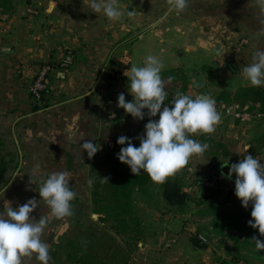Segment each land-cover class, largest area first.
I'll use <instances>...</instances> for the list:
<instances>
[{
	"label": "crops",
	"instance_id": "crops-1",
	"mask_svg": "<svg viewBox=\"0 0 264 264\" xmlns=\"http://www.w3.org/2000/svg\"><path fill=\"white\" fill-rule=\"evenodd\" d=\"M117 2L122 11L135 15L111 21L102 12H93L89 0H8L0 6V150L7 162L0 214L9 204L18 208L35 198L38 207L30 216L38 220L45 214L49 219L52 214L40 199L39 188L50 173L69 172L71 190L87 195L90 166L106 154L110 143L121 135L139 140L136 137L144 135L149 119H159L157 114L136 120L117 104L120 93L126 102L133 99L126 76L148 55L163 61L165 81L173 77L165 87L169 107L177 91L211 96L219 90L253 87L242 73L251 62L234 71L226 61L241 38L247 39L245 61L264 48V9L257 0H190L179 14L169 12L167 0ZM68 54L71 62L61 65ZM45 62L56 69L42 105L34 101L28 85ZM208 66L218 71L213 79L208 78ZM193 79L202 87H191ZM256 88L264 91V86ZM213 135L191 138L203 142ZM84 140L100 146L91 158L81 147ZM203 169L189 164L169 178L181 180L185 188L194 177L205 178ZM150 186L139 195L153 203ZM157 186L160 199L171 208ZM204 191L195 186L194 197ZM231 196L241 205L235 193ZM197 201L181 212L163 207L159 211L151 204L140 218L139 241L126 264H264V250L246 235L212 236L213 214ZM199 235L208 236V242L199 241ZM46 243L51 248L49 235ZM25 264L40 262L33 254Z\"/></svg>",
	"mask_w": 264,
	"mask_h": 264
},
{
	"label": "clouds",
	"instance_id": "clouds-1",
	"mask_svg": "<svg viewBox=\"0 0 264 264\" xmlns=\"http://www.w3.org/2000/svg\"><path fill=\"white\" fill-rule=\"evenodd\" d=\"M189 2L167 0L168 10L179 14L189 6ZM257 4L264 9V0H257ZM89 7L93 12H102L111 21L135 15L133 11H122L117 0H89ZM163 68V61L156 55H148L142 66L133 64L126 76L133 99L126 102L123 93L117 98L118 107L136 120H143L145 115L156 117L159 114L158 120L149 119L145 124L144 135L136 137L140 141L139 147H135L132 140L124 135L117 139L118 145L127 144L117 154L119 161L129 166L133 176H139L143 170L157 184L165 183L185 168L194 155L202 156L209 145L191 137L214 133L222 119L216 100L208 94L193 96L177 91L172 96L171 107L167 106L168 92L165 87L173 77L169 76L165 81L161 76ZM242 73L251 86H264V48L253 53L252 62L242 69ZM191 87L200 88L202 84L193 79ZM145 109L147 113L143 111ZM231 111L229 108L228 112ZM81 147L89 158L100 150V146L97 147L92 140H84ZM250 147L246 146L244 151L248 152ZM224 165H228V161ZM233 173L236 175L235 196L242 207L252 205V219L248 224L264 236V163L248 154L229 166L226 178L230 179ZM108 179L102 178L107 183ZM88 184L91 186L92 181L89 180ZM39 196L55 218L74 215L71 201L76 193L71 190L69 172L50 173L40 184ZM37 207L38 201L32 198L18 208L9 204L6 213L0 214V264H25V258L30 260L33 254L40 264H49L50 246L42 240L49 220L45 214L38 220L30 216ZM252 242L258 250H264V241L253 236Z\"/></svg>",
	"mask_w": 264,
	"mask_h": 264
},
{
	"label": "rangeland",
	"instance_id": "rangeland-1",
	"mask_svg": "<svg viewBox=\"0 0 264 264\" xmlns=\"http://www.w3.org/2000/svg\"><path fill=\"white\" fill-rule=\"evenodd\" d=\"M246 47L247 43L241 44L240 41L232 45L233 51L230 52V60L238 65L242 63L246 65L248 61L252 62V60L246 59L245 61L242 58ZM222 91L212 92L211 97L217 103L224 104L225 108H231L232 111L219 109L222 119L216 126L214 135L209 140H201L203 141L201 143H207L209 148L202 156L194 155L188 165L205 168L203 169V172H206L205 178L211 177L217 182L221 198H224L226 193L231 191L233 194L234 191L216 171V167L226 160L234 163L243 159L245 155H253L252 153H255L253 156L262 162L264 113L260 111L258 103L253 101L251 96L237 93L238 89L229 93ZM133 145L137 147V145ZM248 145L251 147L248 152H245L244 149ZM126 146L127 144L118 145L117 141L110 143L109 148H106V154L91 164L92 170L90 169L89 178L92 184L87 189L89 190L87 195L83 193L78 196L76 194L77 197L71 201L74 212L72 217L57 219L51 216L48 219L49 223L44 229L45 235L42 240H46V243L48 235L51 237L49 264H126L137 247L139 238L134 235H137L135 233L139 230L140 218L144 216L147 208L153 206L160 211L163 207L166 210L181 212L177 207L168 208L164 204L160 199L157 183L148 178L144 185L132 190L129 204L131 213L124 214L126 219H129L130 215L135 217V220L138 221V228L131 223L122 225L118 220L122 216L116 220L117 210L113 197L105 192L107 187L97 188L96 184L103 181V177H108L117 165L127 166L121 163L117 157L120 149ZM196 173L201 174L200 172ZM198 178L194 177V179ZM205 178L199 179L204 180ZM149 184L152 186L148 188V194L152 196L153 203L139 195L140 190L145 191V187ZM94 189L100 193L96 199L92 194ZM192 193L193 197L190 202L194 203L198 197H194L195 192L192 191ZM191 205L189 204V208ZM132 227H135V232L132 231ZM131 232L132 234H130ZM206 237L208 239V236ZM52 242L55 243V246H52Z\"/></svg>",
	"mask_w": 264,
	"mask_h": 264
},
{
	"label": "trees",
	"instance_id": "trees-1",
	"mask_svg": "<svg viewBox=\"0 0 264 264\" xmlns=\"http://www.w3.org/2000/svg\"><path fill=\"white\" fill-rule=\"evenodd\" d=\"M8 0H0V6H5V3ZM208 72V78L213 79L218 75V71L216 68H212L210 66L205 67ZM50 92V90H49ZM49 92L47 96L43 97V104H46ZM222 92L229 93L228 91L223 90ZM237 93H243L244 95H249L253 99V101L258 102L259 109L262 113H264V91L262 89H258L256 87H247L241 88L237 91ZM264 137V134H263ZM132 140V143L139 147V140ZM255 155V153H252ZM93 168V167H92ZM91 169V167H90ZM92 170V169H91ZM7 171V162L3 157V154L0 150V186L5 181ZM90 177V172H89ZM108 183L104 181H100L96 184V187H107L105 192H108L112 197L116 204L115 209L116 220L120 217V222L123 225L134 224L135 227L138 228V221L135 220V217L132 215L129 216V219H126L125 215L130 214L131 209L129 207L130 204V196L131 192L134 188L142 186L146 183L149 176L147 173L141 170V174L139 176H133L130 171L129 166L117 165V167L111 171L108 176ZM207 179V180H206ZM204 180L202 179H193L188 187H183L182 181L177 178H168L167 181L163 184H160V188L162 191V196L165 202L170 205L177 207L181 211H185L189 208V202L192 200V191L194 192L195 186H203L204 194H202L197 201L199 204L202 203L210 209L213 214L212 220V229L209 232H214L212 236H217L219 234H237L239 236L246 235L248 239L252 240L253 236H256L257 239L264 240V236H261L258 229H253L249 226L248 221L251 220V211L252 206H248L247 208L242 207L241 205L233 202L232 200V192L226 193L224 198H221V191L217 182L212 180L211 177H208ZM209 181H214L213 186H208L205 183ZM235 193V191H234ZM93 198H97L99 196V192L97 190L92 191ZM100 210V209H98ZM96 210V211H98ZM125 214V215H124ZM135 227H132V231L135 232ZM138 230L135 234H137ZM132 234V232L130 233ZM259 235V236H258ZM137 236V235H134ZM132 237V236H131ZM133 238V237H132ZM200 241V239H199ZM225 264V263H222Z\"/></svg>",
	"mask_w": 264,
	"mask_h": 264
},
{
	"label": "built area",
	"instance_id": "built-area-1",
	"mask_svg": "<svg viewBox=\"0 0 264 264\" xmlns=\"http://www.w3.org/2000/svg\"><path fill=\"white\" fill-rule=\"evenodd\" d=\"M29 11L31 13H36L37 9L36 8H30ZM240 43L246 44L247 39L242 38L240 40ZM70 62H71V55L68 54L65 57V59L61 62V65L66 66ZM55 69H56V66L53 63H51V62L43 63L40 66V68H39L37 74L35 75L34 79L28 85V91L36 103L43 104V97L47 96V94L50 90V77H51V75ZM216 106H217L218 111L221 108L228 110V108H225L226 106L224 104L216 102ZM205 184L208 186H213L214 181H209V182H206ZM199 239L204 243L208 242V239L206 236L199 235Z\"/></svg>",
	"mask_w": 264,
	"mask_h": 264
},
{
	"label": "water",
	"instance_id": "water-1",
	"mask_svg": "<svg viewBox=\"0 0 264 264\" xmlns=\"http://www.w3.org/2000/svg\"><path fill=\"white\" fill-rule=\"evenodd\" d=\"M226 63H227V65H229V67H230L231 69H233L234 71H239V70H240L239 65H237L236 63H234L232 60H227ZM240 160H241V159L235 161L234 163H237V162H239ZM227 161H228V160H226V161H224V162H222V163L219 164V170L222 171L221 168H222L223 166H225L224 163H226ZM231 164H232V162H229V161H228V166H230ZM228 171H229V170H228ZM227 174H228V172H227L226 174H224V173L222 172V174H221L220 176H221L222 178H224V179L230 184L232 190L235 191V178H236V175H235V173H233V174H232V177H231L230 179H228V178H226V177H227Z\"/></svg>",
	"mask_w": 264,
	"mask_h": 264
},
{
	"label": "flooded vegetation",
	"instance_id": "flooded-vegetation-1",
	"mask_svg": "<svg viewBox=\"0 0 264 264\" xmlns=\"http://www.w3.org/2000/svg\"><path fill=\"white\" fill-rule=\"evenodd\" d=\"M221 169H222V171L219 170V164H218L217 167H216V171L219 173V175H221L222 172H223L224 174H226V173L228 172V170H229V166H228V165H225V166H223Z\"/></svg>",
	"mask_w": 264,
	"mask_h": 264
}]
</instances>
